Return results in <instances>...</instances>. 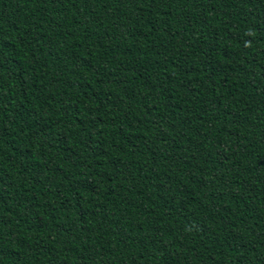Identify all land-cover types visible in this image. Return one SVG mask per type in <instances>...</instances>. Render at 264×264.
Segmentation results:
<instances>
[{"label":"trees","instance_id":"16d2710c","mask_svg":"<svg viewBox=\"0 0 264 264\" xmlns=\"http://www.w3.org/2000/svg\"><path fill=\"white\" fill-rule=\"evenodd\" d=\"M0 264H264V0H0Z\"/></svg>","mask_w":264,"mask_h":264}]
</instances>
